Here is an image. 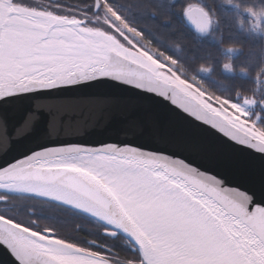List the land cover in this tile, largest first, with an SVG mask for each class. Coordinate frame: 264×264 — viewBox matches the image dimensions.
<instances>
[{
	"label": "snow or ice",
	"instance_id": "obj_1",
	"mask_svg": "<svg viewBox=\"0 0 264 264\" xmlns=\"http://www.w3.org/2000/svg\"><path fill=\"white\" fill-rule=\"evenodd\" d=\"M103 4L109 31L131 47L103 31L82 30L79 20L36 0H0V123L23 110L25 129L10 144L65 140L72 133L67 127L61 133V117L69 110L87 107L86 115H97L113 103L68 99L83 89L116 88L152 99L157 111L123 114L127 126L118 143L44 152L79 161L63 166L103 202L106 233L122 232L128 240L132 256L125 264H264V125L228 97L210 98L181 75L156 74L148 61L167 65L117 22L129 33L143 31L109 0ZM43 154L28 150L23 158ZM31 169L21 164L0 179L23 181ZM96 248L0 214V252L10 264H119V254ZM0 264L7 262L0 258Z\"/></svg>",
	"mask_w": 264,
	"mask_h": 264
},
{
	"label": "trees",
	"instance_id": "obj_2",
	"mask_svg": "<svg viewBox=\"0 0 264 264\" xmlns=\"http://www.w3.org/2000/svg\"><path fill=\"white\" fill-rule=\"evenodd\" d=\"M55 1V0H54ZM57 1V2H56ZM56 3L76 8L79 12H67L52 6L59 15L75 16L94 26L93 0H56ZM125 20L143 31L142 38L153 49L162 50L194 70L197 60L219 62L223 51L231 57L232 69L247 74H229L220 64L211 70V77L198 75L211 91H224L232 98L245 95L252 100L253 114L264 121V52L261 46L244 33L235 20L216 0H109ZM200 8L208 17V27L196 32L186 20V11ZM228 45L236 47L229 48ZM196 62V63H195ZM211 66H213L211 64ZM237 72V71H235ZM209 88V89H210ZM248 89V92H244ZM0 213L14 218L35 230L53 229L57 237L84 248L107 247L109 254L120 256L119 264H125L132 256L127 249L128 241L120 234L103 232L104 225L77 211L36 197L0 192Z\"/></svg>",
	"mask_w": 264,
	"mask_h": 264
},
{
	"label": "water",
	"instance_id": "obj_3",
	"mask_svg": "<svg viewBox=\"0 0 264 264\" xmlns=\"http://www.w3.org/2000/svg\"><path fill=\"white\" fill-rule=\"evenodd\" d=\"M96 3L97 0H93L94 12H96ZM60 16L79 20L78 27H81L82 30H100L112 35L103 29L87 25L84 19L66 15ZM186 20L196 32H203L208 27V17L198 7H192L186 11ZM132 50L135 51V49ZM147 63L162 78L176 79V75L163 68H157L150 61ZM93 97L108 98L113 103L104 107L97 115H86L87 107H84L81 112L69 110L61 117V133L63 134L65 127L72 133L65 137V140H45L42 144L26 142L24 147L16 143L13 146L10 144V139L15 141L25 131L22 127L23 110L13 111L6 122V126L0 123V165L8 166L0 170V176L6 175L14 167L21 164L32 165L31 175L26 180L12 182L7 179H0V184L3 185L0 186V192L36 197L77 211L104 226L109 223V214L105 211L103 202L97 200L87 190L84 184L77 179L76 174L63 166L65 164L77 165L79 161L58 159L55 153H45L44 149H59L66 147L68 144L98 146L101 142L118 143L122 131L127 126V120L123 118V114H127L130 118L141 111H157L159 105L154 100L141 95H134L126 90L108 87L83 89L77 96L68 97V99L87 100ZM78 121L81 122L79 125L77 124ZM28 150H36L44 154L23 158V152ZM148 150L155 151L156 149L150 148ZM115 230V226H113L111 231ZM41 233L47 234V230ZM119 234L126 239L122 232ZM0 258L10 264L7 254L0 252Z\"/></svg>",
	"mask_w": 264,
	"mask_h": 264
},
{
	"label": "rangeland",
	"instance_id": "obj_4",
	"mask_svg": "<svg viewBox=\"0 0 264 264\" xmlns=\"http://www.w3.org/2000/svg\"><path fill=\"white\" fill-rule=\"evenodd\" d=\"M55 1L54 0H36V3L40 5H45V6L46 5L52 6L53 8L61 9L67 12L76 11V12H79L80 15H86V13L80 12V10L76 8L61 5L59 3H56L57 1L56 2ZM216 1L220 4L222 9L235 20L236 24H237L238 17L243 19L244 23L242 25H238V24L237 25L244 33H246L254 41H256L261 46L264 52V24L258 22L255 24V27L253 28V25L251 23V18L248 15H245L242 9H237L233 5L223 3L222 0H216ZM99 2L101 3L100 10L99 11L96 10V12H94V15H95L94 17H89V21L93 24H96L91 27L103 29L111 33L112 35L116 36L117 38H119L121 42L124 43L126 46L131 47V45L127 44V41L123 40V38L119 36V33L109 31L110 25L108 24V20L105 19L106 13L104 11L107 5L103 4V0H99ZM240 2L241 4H250V3H255L256 0H240ZM92 9H93V4H92ZM86 16H89V15L87 14ZM70 17H75V16H70ZM108 19H114V18H111L110 14H108ZM117 23H118V26L121 27L125 35L129 36L131 39H134L138 43L142 44V46L146 50L150 51L151 54L156 59H158L161 64H166L167 68H163L164 70L176 76L181 75L188 81L194 82L197 88L206 92L210 98H216L219 96H223V97H228L232 99L233 102L239 104L241 107L245 109V111L249 114V119L251 121L255 122L257 125H264V121H260L258 119V116L253 114L251 98L245 95L241 96L240 98H236V97L232 98L224 91H216V92L211 91V88H210L211 86L209 87L208 85H205L203 80L200 79L198 76V75H201V76L204 75V76L211 77V70L214 67L216 68L218 64H220L221 66L220 68L223 72H227L229 74L240 73V74L246 75L247 74L246 71H241V70L239 71V70L232 69L231 57L227 51L226 52L223 51V54L221 58L219 59V62L211 63V60H207V61L205 60L203 62L202 61L199 62V60H197L198 63L196 67H194L195 69L189 70L186 66L178 62L175 58H172L168 53L162 50L153 49L149 47L147 43L143 40L142 36L137 35L135 32L129 33L127 29H123L122 25H119V22ZM211 64L213 66H211ZM248 91L249 90L246 89L244 92H248Z\"/></svg>",
	"mask_w": 264,
	"mask_h": 264
},
{
	"label": "clouds",
	"instance_id": "obj_5",
	"mask_svg": "<svg viewBox=\"0 0 264 264\" xmlns=\"http://www.w3.org/2000/svg\"><path fill=\"white\" fill-rule=\"evenodd\" d=\"M223 3L233 5L237 9H242L245 15L251 18L253 28L256 23L264 24V0H256L255 3L241 4L240 0H222ZM244 23L242 18L237 19V24L242 25ZM229 48L236 47L235 45H228ZM264 71V68L261 69Z\"/></svg>",
	"mask_w": 264,
	"mask_h": 264
},
{
	"label": "flooded vegetation",
	"instance_id": "obj_6",
	"mask_svg": "<svg viewBox=\"0 0 264 264\" xmlns=\"http://www.w3.org/2000/svg\"><path fill=\"white\" fill-rule=\"evenodd\" d=\"M0 214H2V213H0ZM3 215V214H2ZM35 230V229H34ZM44 230H48V229H37V230H35V231H38V232H42V231H44ZM103 232L105 233V234H111V232H108V233H106V231H105V227H104V229H103ZM101 248H105V247H103L102 245L100 246Z\"/></svg>",
	"mask_w": 264,
	"mask_h": 264
}]
</instances>
